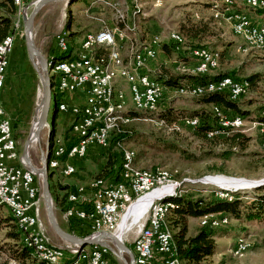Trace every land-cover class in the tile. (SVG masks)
<instances>
[{
	"label": "rangeland",
	"instance_id": "obj_1",
	"mask_svg": "<svg viewBox=\"0 0 264 264\" xmlns=\"http://www.w3.org/2000/svg\"><path fill=\"white\" fill-rule=\"evenodd\" d=\"M32 2L33 0H28L25 3V7L27 6V15L32 9ZM133 2L138 5L139 12L137 14L133 13ZM133 2L127 0V2L125 1V3L119 4L112 0H94L91 3L90 1L83 2L75 0L68 3L67 7L63 10L60 7L55 9L56 18L61 20L62 23L60 29L58 31L55 30L54 32L62 33L65 30V34L63 33L60 36H65L67 43H69L72 38L80 39L82 35L86 33L85 30L98 22L95 20L98 16L96 15L95 17L93 14L95 12L94 8L108 7L112 9V13H114V20H117V23L122 24V27H118L121 26V24L111 27L115 32L114 34L124 40L129 39L130 35L135 34L138 40L143 42L141 44H134V46H132L133 48L128 50V60L129 58L131 60L134 48L141 47L148 42L152 36H158V48L161 51L158 52L153 61V66L155 67L159 64H163L165 61L164 53L161 49L162 44L168 48L169 52L166 51V53L171 55L170 60L177 61L182 59L185 62L194 59L188 54L190 48L208 46V48L219 53L218 68L215 72H227L240 80H245V78L253 74H259L261 80L256 81V83L248 89L247 93L236 101L240 108L247 110L250 114V117L244 118L242 125L238 126L244 127L241 129V132L250 138L244 149H231L219 139L207 141L196 136L192 129L180 122L181 119L179 120L178 117L180 115H188L191 110L199 108V106L193 103L198 96H189L188 94L180 95L175 91L178 87H165V93L160 108L154 112L138 111V108L135 107L131 100L126 101V112H128L130 114L128 115L131 117L128 124L133 132L130 138L124 139L122 143L117 142L112 147V150L119 154L121 153L122 157L124 150L134 152L135 156L132 161V168L136 170L154 171L163 168V170L169 174L170 183L175 184L173 189L170 190L171 193H164L165 196L177 192V194L187 195L191 198L209 199L211 196L218 197L219 195H217L216 192L223 190L224 192H228L227 198L229 200L232 199L233 196H239L245 202L251 200L254 194H264V185L259 188H250L247 186L250 182L264 179V153L260 149V134L258 127L253 125L254 122H262L257 119V117L260 115L259 113H261V110L259 111L260 106L264 105V49L246 45L241 38L234 34L231 24L225 19L224 14H221L222 20H219L218 17H215V13H212V10L218 8V3H220V9H228L229 4L231 5V8L233 7V9H235V2L233 1L231 3L228 0L213 2L212 0H135ZM211 2L213 5L210 9ZM89 5L93 7V11H86V8ZM120 7H122V9ZM130 11H132V17L130 16L128 18L127 15ZM251 15L259 16L258 20H261L258 22L253 21L255 24L264 22V20H262L264 19L263 15H259L258 13L254 14L253 12H251ZM70 16H72L74 20L72 30L75 29L76 25H79L80 27L86 25L88 28L81 34L73 35L71 32L72 30H69L66 27V23ZM107 18L109 17L107 16ZM101 19L104 21L106 15ZM132 22H134L135 29L132 28ZM205 22L210 24L209 30L207 31L208 37H204V40H199V37L192 36L191 33H198L200 30L199 26ZM98 24H100L98 27L103 26L101 23ZM35 26L36 31L41 29L39 23H36ZM171 30L172 32H179L184 38V44L180 46L179 49H176L173 46L168 37V33ZM21 37L22 39L19 44L15 45L13 42L11 48L12 52L10 51L11 53L9 52L7 57L8 66L5 73L4 83L0 90V104L3 107L6 116L11 121L19 156L24 141L30 132L32 122L40 113L39 103L42 93L38 72L28 57L24 43V35ZM220 40L231 42V45L226 48L212 46L214 42ZM55 46L57 48V45ZM240 46L246 48H240ZM170 63V67L167 65L166 68L174 72L179 71L180 73L194 74L190 71L191 68H184V64L181 62L182 65H176V63L174 65L173 62ZM166 64H168V62H166ZM156 72L157 71H155L153 75L151 74L155 79L157 78ZM50 75L53 78V84L56 85L59 79L58 75H55L53 72ZM125 79L130 80V77H126ZM125 79H123V83L126 84L124 91L126 97L130 99L131 94ZM180 86L188 87L190 86V82H183ZM54 99L56 100V97L52 96V107L54 106ZM61 99L62 101L70 103L64 96H62ZM212 105L213 104H209L206 107L211 111ZM218 107L221 106L218 105ZM165 108H169V112H167L168 119L160 114V111ZM219 111L222 116L226 117V113L222 110V107ZM64 115L68 118L65 125L61 127L60 118ZM51 120L52 112L51 115L48 116V122H51ZM70 125V114L68 112L62 113V111H58L57 118L53 123L55 131L51 132V128L49 130L48 127L44 126L41 128L38 138L33 136V140L29 147V156L31 162L36 167L40 166L41 150H44L47 139L50 137L51 133V144L52 142L56 143V141L59 143V138L63 142L70 141V139L74 138L69 130ZM227 130V127L219 130L218 136L226 135ZM117 133H119L118 129L111 131L108 145L103 149H106L109 144L113 143ZM122 157L119 158V161ZM76 160L78 161L79 159L72 158L70 163L74 165ZM82 163L81 175L79 173H73V175L67 176L63 172L61 174L56 170L53 177L57 182H64L66 180L75 181L76 179L78 181L81 176L80 178L82 179L79 180L81 181V183H78L80 184L79 186H89L91 182L92 186L96 180L93 178L96 177L102 161L100 159L96 160L94 158L85 157L82 159ZM51 170L54 169H49V171ZM216 177L221 178L219 184L208 179ZM205 179H207V181ZM241 180L246 181L245 183L247 184L244 186L234 185L228 187L230 189L225 188L230 181L238 182ZM35 182L41 192V178L35 176ZM49 182L52 191L57 189L55 192L59 197L61 198L62 195H65L66 200L67 192L59 190L58 183L56 184V182L52 180ZM53 207L56 216V214H59V210L58 207H56L54 198ZM241 209L244 213L240 219H236L233 215L227 212L204 215H212L215 217L225 216L228 219L227 225L219 226L216 229L221 236L215 238L217 248L211 255L212 260L208 261V264H264V217L249 220L245 215V205H243ZM149 210L150 208L147 211ZM8 212L9 210L5 205H0V219L4 218ZM130 213L131 212L127 214L128 217L130 216V219L127 220L128 223H130L133 218ZM147 215L148 213H145L140 218V225L144 223ZM200 218L201 216L189 219V234H194L199 228H201ZM40 221L42 232L50 244L56 246H72L58 238L50 228L42 197L40 200ZM6 224L3 223L2 229H0V244L5 247L10 242L9 240L2 239L3 233L10 229L9 225ZM138 225L139 223L133 225L131 229L125 232L121 237L129 247L140 228ZM165 225L171 234L172 232H176V228H169L166 222ZM239 239H243L246 242L247 247L242 253L235 255L232 253V250ZM59 243L62 245H58ZM92 247L93 246H87L84 248L86 252L84 255L85 257H83V264H88L89 254ZM112 248L115 250L114 247ZM67 254H69L70 258L72 257V254ZM123 258L125 261L111 250L106 256V259L108 261L110 260V264H125V262L128 261V256L124 254ZM6 261H10L7 253L0 251V264ZM12 262L13 260H11L9 264Z\"/></svg>",
	"mask_w": 264,
	"mask_h": 264
},
{
	"label": "built area",
	"instance_id": "obj_2",
	"mask_svg": "<svg viewBox=\"0 0 264 264\" xmlns=\"http://www.w3.org/2000/svg\"><path fill=\"white\" fill-rule=\"evenodd\" d=\"M16 1L21 2L23 13L27 0ZM255 1L257 0H254L253 5ZM212 13H216L219 20H221V14H228L229 18L239 20V14H234L230 4L228 9H220V3H218V8L212 10ZM239 21L250 28V40L264 47V28L252 30V21L249 19ZM132 28L135 29L134 22H132ZM60 35L61 33L56 35L57 52L61 50ZM168 37L173 46L179 49L180 41L184 39L180 37L179 32L171 30ZM13 42L12 34V41L9 44L11 48ZM81 42L85 47V55H76V69H66V66H63L64 79L61 81L63 96L78 91L84 93L82 104L62 101L64 102L62 113L68 112L71 116L70 132L75 138V142L71 145H74L76 159H83L90 150L103 149L108 145L107 131L110 130L116 109L126 110L123 108L124 100H135L137 108L138 101H145V108H138V111L145 112L159 109L165 93V87L158 85L146 69L147 63L157 56L158 36H152L148 40V53H139V48H134L135 60L127 61L122 55L125 45L123 39H117L108 25L93 31L89 39H82ZM240 48L246 47L240 46ZM2 49L3 47L0 48V90L8 66V63H3ZM201 50H210V48L206 46L190 48L188 54L191 57H198L201 55ZM190 71L194 74L211 72L207 69V65L192 67ZM123 77H130V84H127L131 94L130 99L126 97L124 89L116 87V81L118 79L123 81ZM235 90H239L238 81H231L229 76L226 82L216 85V92H226L232 99H234ZM175 91L183 95L178 88ZM218 109L221 107H217V104L212 105L214 114ZM237 118V116L230 117L226 114V118L218 120V123H228V134L233 129L244 128L236 126ZM197 124V118L188 120L189 128ZM206 134L215 137L218 136V130H209ZM259 134L264 136V129ZM66 147L67 144L59 138L54 170L60 173L61 170L76 171L75 166L66 160ZM35 176L20 160L11 121L0 104V200L8 202L14 211L23 216L22 231L28 244L34 245L35 250L41 254L61 259L65 257V254L74 251V247L52 245L43 234L40 221L41 196ZM149 185H157V190L165 189L162 193H171V184L159 182V173H156V180H145V177L140 175H130L128 170V172H120V180L117 182L102 178L99 183H94L89 188H74V203L65 208L64 216L67 220L86 221L90 234L99 231L116 233L123 217L132 212L140 200L153 193L149 192ZM218 198L227 197L219 194ZM145 213H152L151 228L143 230L141 224L132 242V252L141 254L142 264H172L169 250H166V242L163 241V233L166 231L160 226V214H165L163 207H156L154 204V211L146 209ZM207 217L203 215L200 218L206 226H208ZM92 252L95 253L96 264H109L106 259L110 252L109 248L94 245Z\"/></svg>",
	"mask_w": 264,
	"mask_h": 264
},
{
	"label": "trees",
	"instance_id": "obj_3",
	"mask_svg": "<svg viewBox=\"0 0 264 264\" xmlns=\"http://www.w3.org/2000/svg\"><path fill=\"white\" fill-rule=\"evenodd\" d=\"M86 1H92V0H86ZM228 1L231 3L233 1L235 2V0H228ZM212 2L210 8L213 5ZM234 8L236 10L233 9L232 7L233 11L244 12L248 15L251 14V12H253L254 14L264 13V8H253L249 6L246 8V10H243L242 8L235 7V5ZM16 12H17V7L14 0H0V43L6 37L14 34L17 28ZM70 18L71 17H69L66 23L67 29H70L71 27ZM209 26L210 24H208L207 22L201 24L199 26L200 30L198 31V33L193 32L191 33L192 36H195L197 38L199 37L198 38L199 40H204V37H208L207 31L209 30ZM87 28L88 26L86 25L82 27L76 25L72 34L73 35L81 34ZM180 35L181 38H183L182 34ZM230 43L231 42H225L224 40H220L214 42L212 46H220L226 48L231 45ZM183 44L184 43L182 40L180 42V46H182ZM161 49L166 55L171 56L166 53V51L167 52L169 51L168 48L164 46V44H162ZM209 51L215 52V50L212 49H210ZM54 56L58 57V54L55 53ZM156 74H157L156 75L157 81H159L164 87H176V88L181 87L180 85L183 82H190V85H203L208 82L216 81L222 77L229 76L230 78H233L236 81L246 83L247 89H249L253 84L256 83V81L261 80L259 74H253L245 78V80L243 79L240 80L238 78L233 77L230 73L227 72L214 71L205 74H188V73H179V72L175 73L165 67H161L159 71L156 72ZM239 98L236 100H232L230 99V97L226 92H211L203 96H198V98L193 103L199 106V108L191 110L188 115H180L178 119L180 120L183 118H188V119L197 118L198 124L190 129H192L193 133L199 138L207 141H213L219 139L223 141L225 144H227L231 149H244L246 148L247 142L250 140V138L245 134H243L240 129H233L226 135L224 134L221 136H215L211 138L207 137L206 135V133L209 130H222L226 128L218 124L219 117L216 114H214L212 110L210 111L206 107L209 104H217L221 106L222 110L230 117L240 116L243 119L250 117L249 116L250 114L247 112V110H243L237 104L236 101H238ZM58 103L59 102H57L54 99V105H55V111L53 117L54 120L57 118ZM168 110L169 108H165L160 111V114L163 117L167 118V112H169ZM259 111L261 113H259L260 115L257 117V119L264 122V116L262 115V113L264 112V105L260 106ZM53 123L51 125V132L55 131V129L53 128ZM118 132L119 133H117L113 143L109 144V146L106 149H97L94 151H89L88 154L86 155V157L88 158H94L96 160L100 159L102 161V164L99 166V171L96 174V177L93 179L101 180L102 178H109L113 182H117L120 180V172H125L123 169V163H124L123 157H125L124 155L125 150L123 151V157H122L121 153L119 154L113 151L112 147L117 142L122 143L124 139L130 138L133 131L129 126V124L127 123L125 125H121L120 128L118 129ZM51 137H52V133L50 135V139ZM74 142H75V138H72L70 139V141H67L65 143L67 144V147H69ZM105 147L106 146H104V148ZM121 157L122 159L119 161V158ZM55 171L56 170L50 171L51 174L49 176V181L52 180L56 182V184L58 183L59 190L65 192L66 187L63 186L61 182L59 181L57 182V180L52 179L54 178L53 175L55 174ZM55 190L52 191L51 188V193L54 198L56 207L65 209L68 206H70L69 205L70 203L67 202L68 193L66 195V200H65V195H62V197L60 198L59 195L55 192ZM162 202L164 204H167L168 206L165 214V222L167 226H169V228L170 227L176 228V232L175 233L172 232V237L174 240L177 256L181 260L182 264H206V263L208 264V261L212 260L211 255L217 248V243L215 238L221 236L217 232L216 230L217 228L214 229V228H210L209 226H201V228H199L196 231V233L189 234L188 223L190 218H198L200 216L210 213L227 212L233 215V217H235L236 219H240L242 217V214L244 213L241 209L243 205H245L246 208L245 215L247 219L249 220L260 219L264 217V194H254L251 200L244 202V200H242L239 196H233V198L230 200L227 198H218L212 196L209 199H201V198H191L190 196L177 194L176 192L164 196ZM12 217L13 216L9 211L8 214L4 216V218L0 219V229H2L3 223L5 224L8 223L6 225H9L10 228L9 230H6L2 235V239L9 240L10 242L7 244L6 247L0 244V251L6 252L8 259H10V261L13 260L23 264H33L35 263V257L33 251L32 249L30 250V248L24 244L21 230L19 229L17 223H15L14 218ZM67 223H68V227L66 231L76 234L79 237L88 236L91 232L87 227L88 226L87 222L84 220L69 219ZM10 261L9 262L6 261L2 264H9Z\"/></svg>",
	"mask_w": 264,
	"mask_h": 264
},
{
	"label": "bare ground",
	"instance_id": "obj_4",
	"mask_svg": "<svg viewBox=\"0 0 264 264\" xmlns=\"http://www.w3.org/2000/svg\"><path fill=\"white\" fill-rule=\"evenodd\" d=\"M133 1H135V0H133ZM14 2L16 4L17 11L19 12L21 10V2L16 1V0H14ZM245 2L247 3L248 6L253 7V8H264V5H262V4H264V0L255 1V5H253L254 0H245ZM133 4H134L133 13L137 14L139 12L138 5L135 4L134 2H133ZM234 14H239V20L249 19L250 21H252L251 18L244 12H235L234 11ZM215 17H218L216 13H215ZM224 17L231 24V28H232L234 34L236 36H238L239 38H241L246 45L264 49L263 45L254 44V41L250 40V28H247L246 26H244L242 21L236 20V18H229L228 14H224ZM263 28H264V22L260 23V24H255L252 21V30H261ZM111 30H113V29H111ZM92 33L93 32H90V31L85 33V35L83 36L82 39H89L90 36L92 35ZM115 36L117 39H122V38H119L117 35H115ZM180 37H181V35H180ZM10 41H12L11 35L6 37L0 43V48L3 47V49H2L3 63H7V57L9 55V52L11 51V45H9ZM59 47L61 48L60 52L62 54H65V55L54 59L49 64V74H51L53 72L55 75L57 74L59 77L56 85L53 84V78H52V96H55L56 101L59 102L58 103V111H63L64 110V102H62V99H61V97L63 95V82H61V81H62V79H64L63 66H66V69H76V55H85V47H84V44H82V42L80 41V47L78 46L79 47L78 50L69 52V45L66 41L65 36H63V35L59 37ZM139 53H148V42H146L141 47H139ZM193 58L196 61V65L194 67L207 65L208 70H213V69L217 68V66H218L219 54L217 52H212L209 50H201V55L198 57H193ZM131 60H135V50H134V53H132ZM124 78H126V77H124ZM230 79H231V81H236L233 78H230ZM226 81H227V77H222L216 81L208 82V83L203 84V85H190L188 87L187 86L186 87H179L178 90H180L181 94H188L189 96H203V95L211 93V92H216V85L219 83L226 82ZM155 82H157L158 85H162L156 79H155ZM129 84H130V80H129ZM238 87H239V90L234 91V99H232L231 96H229L230 99L236 100L239 97H241L247 93L248 89H247L246 83H242V82L238 81ZM126 101L127 100L123 101V108L126 107ZM131 101L133 102V104L137 108L136 101L135 100H131ZM217 107H218V105H217ZM138 108H145V101H138ZM156 110H146V111L154 112ZM219 110L220 109H218V111L215 112V114L219 117V120L225 119L226 117L222 116ZM262 115L264 116V112L262 113ZM237 117L238 118L236 119V126L238 127V126L242 125L244 119L240 116H237ZM36 119H38V116ZM193 119H195V118H193ZM130 120H131V117L128 115L126 110L116 109V115L113 116V121L110 124V130L107 131V139L109 138L111 131H113L115 129H119V127L121 125H125V124L129 123ZM188 120H189L188 118H183L180 120V122H182L183 124L188 126ZM218 124L220 126L228 128V123H218ZM253 125H256V127H258L259 133L261 131H263V129H264V122H254ZM207 137H211V136L208 135ZM58 145H59L58 141H56V143L52 142V144H51L50 156L48 158V168L49 169H54L56 167V149H58ZM263 145H264V136H260V149L264 153ZM134 156H135L134 152H132V151L125 152L124 163H123L124 171L129 170L130 175H140L141 177H145V180H156V173H159V182L171 184L170 190L173 189L175 184L170 183L169 174L165 170H163V168L156 169L152 172L144 171V170H136V169L132 168V161L134 160ZM72 158L76 159V153H75L74 145L66 147V160L72 159ZM63 172L66 175H71L74 173V172H71L70 170H63ZM208 179H210L214 183H218V184L220 183V180H221V178H217V177L216 178H208ZM205 180L207 181V179H205ZM99 182H100V180L94 181V183H99ZM245 182L246 181H244V180H241L238 182H236V181L231 182L230 181V183L227 182L228 186L225 185L226 186L225 188L230 189L228 187H231L234 185L244 186L247 184ZM254 183L255 182H250L249 184H247V186L251 187V185H253ZM222 186H224V185H222ZM164 190L165 189H158L157 190V185H149V192H153V193L147 195L146 197H144L142 200H140L135 205L134 209L131 212V214H133V218H132L130 223L127 222L128 215H125L123 217V220L121 221V223L118 226L117 235L122 237L125 232H127L129 229H131V227L133 225H137V223H139L138 227L141 226L140 222H139L140 218L143 216L146 209L148 210L150 208L149 211H154V204L156 207H163L164 212H165L167 209V204H164L162 202V199L165 196V194L162 193ZM216 194L217 195H219V194L225 195V197H228L227 191L224 192L223 190H220L219 192H216ZM154 196H156V197H154ZM67 199L70 202H74V195L73 194L68 195ZM0 205H5L8 208L11 215L13 216L12 218H14L15 223H17L19 229L21 230L23 242L25 243L26 246H28L30 248V250L32 249L34 257H35V263H33V264H80L83 261L82 253H80L83 249L77 253L75 248H74V251H72V252H74L77 256H76V258H73V260H71L70 263H61L62 258L58 259L55 256H48L46 254H41L38 251H36L34 245L27 243V241L25 239V234H23V231H22L23 216L18 214L16 211H14V208L10 207L8 202H6L4 200H0ZM151 220H152V213H148L145 222L142 224L143 230H150ZM227 223H228V219L225 216L215 217L212 215H208L207 224L210 228L215 229V228H218L219 226L227 225ZM200 225L206 226V224L204 223V221L202 219L200 220ZM160 226L162 227V229H164L166 231L165 233H163V241L166 242V250H169V258L172 260V264H182L181 260L177 256L172 234L169 232V230L167 229V227L165 225L164 214H160ZM246 247H247L246 242L243 239H239L236 242V244L232 250V253L235 255L242 253L246 249ZM92 251H93V247H92L91 252L89 254L88 264H96L95 253ZM133 255H134V263L135 264H142L141 254H139V252H133ZM11 264H23V263L13 261ZM224 264H226V263H224Z\"/></svg>",
	"mask_w": 264,
	"mask_h": 264
},
{
	"label": "water",
	"instance_id": "obj_5",
	"mask_svg": "<svg viewBox=\"0 0 264 264\" xmlns=\"http://www.w3.org/2000/svg\"><path fill=\"white\" fill-rule=\"evenodd\" d=\"M55 0H35L32 2V9L29 14H26L27 6L24 8V17H23V35H24V43L26 47V51L29 59L31 60L34 68L37 70L41 87V99L39 103L40 113L38 115V119L34 118L30 132L27 135L22 151L20 154V160L24 164V166L32 171L36 176L41 178V192L40 196L43 198L45 213L47 216V220L50 228L55 233V235L60 238L62 241L72 245L76 252H80L87 246H105L109 248V250L114 251L118 257L123 258V255L126 254L128 256V261L125 264H134V255L131 248L122 240L117 233L109 232V231H99L97 233L89 234L85 237H79L73 233H69L64 230L58 223L53 207V198L50 189L49 176L51 172L48 169V158H49V146H50V137H48L47 142L45 144L44 150H41L40 154V166L36 167L30 159L29 156V147L30 143L33 140V136L38 138L40 130L42 127L46 126L50 130L51 125L53 123L55 105L52 107L51 99H52V76L49 74V64L56 58L57 56L47 57L35 44L33 38V28H34V20L39 10L47 3ZM68 3L73 2L74 0H66ZM40 71H39V68ZM52 112V120L48 122V116L51 115ZM255 182L251 185L252 188L260 187L264 185V179L253 181ZM250 187V188H251ZM114 247L113 248L111 247ZM125 261V260H124Z\"/></svg>",
	"mask_w": 264,
	"mask_h": 264
},
{
	"label": "crops",
	"instance_id": "obj_6",
	"mask_svg": "<svg viewBox=\"0 0 264 264\" xmlns=\"http://www.w3.org/2000/svg\"><path fill=\"white\" fill-rule=\"evenodd\" d=\"M35 1V0H33ZM75 1V0H74ZM80 1H83L85 2L86 0H80ZM94 0L90 1L93 2ZM106 1H110V0H106ZM112 1H116L118 2L119 4H122V3H125V1L127 2V0H112ZM212 1H216V0H212ZM218 1H221V0H218ZM68 5V1L66 0H55V1H52V2H49L47 4H45L38 12V14L36 15L35 17V20H34V32H33V35H34V41L36 43V45L38 46V48L47 56V57H51V56H54L55 53L58 54V57H61L65 54H61L60 52H57V48H56V35L57 34L54 32L55 30H59L60 27H61V23L62 21L61 20H58L56 18V11L55 9L57 7H60L62 10L67 7ZM72 5V4H71ZM70 5V7H71ZM246 7H249L247 5V3L244 1V0H235V7H238V8H242L243 10H246ZM78 8V7H77ZM122 9V7H120ZM70 9V8H68ZM93 7L91 5H89L87 8H86V11H93L92 10ZM211 9V8H210ZM94 15L96 17V15L98 16L97 18H95L97 22V24H93L92 27H90L89 29H87L85 32H93V31H96L98 29H100L102 26L98 27L100 24L98 23H101L103 25H108L109 27H114V26H118L119 24L121 23H117V20H114V13H112V9L110 8H94ZM85 13H88V12H85ZM132 11H130L127 15V17L129 18L130 16L132 17ZM104 15H106V19L103 21V19H101ZM248 15V14H247ZM259 15H263L264 16V13L263 14H259ZM16 16H17V28L14 32V43L15 45L16 44H19L20 40L22 39L21 36H23V17H24V10H23V15H22V10H20L19 12L17 11L16 12ZM102 16V17H101ZM107 16L109 18H107ZM252 21L254 22H258V21H261V20H258V17L259 16H255V15H248ZM252 16V17H251ZM255 16V17H254ZM70 20H71V27L69 30H72V26H73V17L70 16ZM222 20V19H221ZM264 20V19H262ZM36 23H39V26L41 27V29L39 31H36L35 30V25ZM226 23V22H225ZM118 24V25H117ZM118 27H122V24L121 26H118ZM74 30V29H73ZM73 30L71 32H73ZM48 33V34H47ZM60 33V32H59ZM65 34V30L64 32H62L61 34ZM85 34L82 35V37L80 39L78 38H72L70 40V42L68 43L69 45V52L70 51H76L78 50V48L80 47V41L82 40L83 36ZM12 36V35H11ZM123 43H125L124 45V48L122 50V55L123 57L125 58V60L127 61L128 60V50L129 49H132L134 46V44H141L143 42L139 41L138 38L135 36V34L133 35H130L129 36V39L127 40H123ZM145 43V42H144ZM54 45V46H53ZM79 46V47H78ZM161 50H159L158 48V52H160ZM163 52V51H162ZM164 53V52H163ZM67 54V53H66ZM158 54V53H157ZM130 57V56H129ZM164 57H165V61L163 64H159L157 65L156 67L153 66L154 64V60H151L148 62L147 66H146V69L150 72V74H154L155 71H159V69L161 67H167V65L169 66L171 63L170 62H173L174 65L176 63V65H182L184 64V68H192L196 65V61L194 59H191L187 62L183 61L182 59L180 60H177V61H180V62H177V61H172L170 60V56L166 55L164 53ZM130 60V58H129ZM166 62H168V64H166ZM170 63V64H169ZM166 64V65H164ZM164 65V66H163ZM170 67V66H169ZM218 68V67H217ZM217 68L213 69V70H210L211 72H214ZM172 71V70H171ZM152 72V73H151ZM174 72V71H173ZM179 72V71H178ZM176 73V72H175ZM180 73V72H179ZM123 79H125L123 77ZM127 84H129V79H125ZM116 87L118 88H122L124 89L125 88V84L123 83L122 80L118 79L116 81ZM166 88H169V87H166ZM63 96V95H62ZM66 98V100L70 103H75V104H82L84 102V93L78 91V92H75V93H72V94H69V95H66L64 96ZM69 116V115H68ZM68 117H66L65 115L62 116L60 118V126H64L65 123H66V120H67ZM61 129V128H60ZM68 162H70L71 159H67ZM85 160V159H84ZM11 163H15V162H11ZM75 165V168H76V171L74 173H79L80 175L82 174L81 172V168L83 166V163H82V159H79L78 161L76 160V163L74 164ZM63 170H61V174H62ZM64 173V172H63ZM66 175V174H65ZM73 175V174H71ZM68 176V175H67ZM81 177V176H80ZM73 181V180H66L64 182H61V184L63 186L66 187V190L65 192L68 193V195L70 194H73L74 195V188H89V186H91V184L89 186H79L80 184H78L79 182L81 183V180L82 178H80ZM53 180L55 178H52ZM93 181V180H92ZM86 183V182H84ZM68 200V199H67ZM68 203H70L69 205L73 204L74 202H70L69 200L67 201ZM59 210V214H56V219L59 223V225L64 229L66 230L67 227H68V223H67V219L65 218L64 216V210L65 209H61V208H58ZM145 222V221H144ZM127 240V239H126ZM127 242V241H126ZM58 245H62L61 243H59ZM130 248L132 249V243L130 244ZM85 250L83 249L80 253H82V257H85ZM70 254H72V257L70 258L69 254H65V257H63L61 259V263H70L71 260L73 258H76V254L74 252H70ZM110 261V260H109ZM108 261V262H109ZM110 264V262H109Z\"/></svg>",
	"mask_w": 264,
	"mask_h": 264
},
{
	"label": "flooded vegetation",
	"instance_id": "obj_7",
	"mask_svg": "<svg viewBox=\"0 0 264 264\" xmlns=\"http://www.w3.org/2000/svg\"><path fill=\"white\" fill-rule=\"evenodd\" d=\"M49 148H50V146H49Z\"/></svg>",
	"mask_w": 264,
	"mask_h": 264
}]
</instances>
